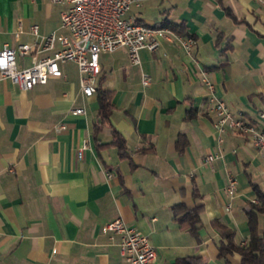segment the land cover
<instances>
[{
	"label": "crops",
	"instance_id": "obj_1",
	"mask_svg": "<svg viewBox=\"0 0 264 264\" xmlns=\"http://www.w3.org/2000/svg\"><path fill=\"white\" fill-rule=\"evenodd\" d=\"M65 8L0 0V49L36 47L33 24L40 35H66ZM127 16L149 25L166 18L178 28L163 27L169 38H159L154 52L140 50L138 65L124 47L100 54L108 119L99 114L97 91L82 94L72 61L60 64L63 76L29 90L0 80V264H130L120 236L101 232L117 217L149 238L155 264L186 256L241 264L238 252L221 255L219 248L229 238L236 246L248 242L246 210L264 203V150L231 131L217 142L200 75L206 72L235 115L253 121L264 112V0H139ZM186 36L194 40L189 52L180 45ZM51 52L17 55V65ZM76 107L84 112L73 114ZM230 177L237 188L228 196ZM195 208L193 229L189 217L179 218ZM263 226L264 210L259 232Z\"/></svg>",
	"mask_w": 264,
	"mask_h": 264
},
{
	"label": "built area",
	"instance_id": "obj_2",
	"mask_svg": "<svg viewBox=\"0 0 264 264\" xmlns=\"http://www.w3.org/2000/svg\"><path fill=\"white\" fill-rule=\"evenodd\" d=\"M51 1L66 4V8L61 11L60 24L68 33L61 36L54 32L40 35L38 25L33 24L30 32L39 39L36 47L19 44L13 48L5 43L0 49V80H10L20 89L29 90L36 85L45 84L49 76H63L60 64L72 61L78 67L80 90L84 96L89 97L97 89L101 53L124 47L127 49L129 62L138 65L140 50L156 51L160 45L159 38H169L171 34V30L167 28L144 24L127 16L133 7L139 5V0ZM179 39L182 48L189 52L194 43L193 38L186 36ZM57 40L61 47L54 49ZM33 50L52 52L50 55L34 59L28 67H19L17 55L23 56ZM200 80L208 92V111L214 116L217 142L221 143L223 134L231 131L248 137L256 148L264 150V112H258L253 121L237 116L224 100L216 95L214 84L206 72H201ZM141 82L147 85L150 76L143 73ZM71 112L82 114L84 109L76 107ZM217 157L216 153L209 154L206 161L211 162ZM236 188V179L230 177L225 188L226 194L230 196ZM101 232L120 236L121 254L130 264H155L157 251L149 238L128 225L121 217L104 224Z\"/></svg>",
	"mask_w": 264,
	"mask_h": 264
},
{
	"label": "trees",
	"instance_id": "obj_3",
	"mask_svg": "<svg viewBox=\"0 0 264 264\" xmlns=\"http://www.w3.org/2000/svg\"><path fill=\"white\" fill-rule=\"evenodd\" d=\"M155 26L160 27H167L172 30H176L178 25L168 19H163ZM99 84V83H98ZM97 94L99 100V114L102 119H108L111 111V101H110V91L104 89L97 85ZM117 138L120 139L119 141V150H123L121 153L122 157H128L129 154L124 147V139L118 132H115ZM178 205L173 206L176 208ZM264 210V203H251L250 207L246 210L249 229H250V237L248 242L243 246H236L231 241L230 238L226 243H222L220 245V254L225 255L226 253L236 251L240 254L241 264H264V226L261 232L257 229V214ZM198 210L195 208L191 212L188 211L182 217L179 218L181 221H185L186 218L191 219V226L194 229L196 224L198 223ZM178 264H206L201 261L200 258L194 256H186L180 258L178 260Z\"/></svg>",
	"mask_w": 264,
	"mask_h": 264
}]
</instances>
